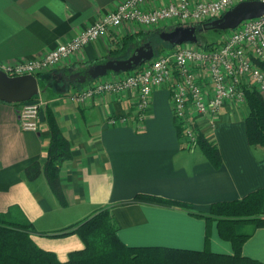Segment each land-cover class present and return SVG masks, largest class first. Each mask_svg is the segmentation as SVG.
<instances>
[{
    "label": "crops",
    "instance_id": "0c3cea01",
    "mask_svg": "<svg viewBox=\"0 0 264 264\" xmlns=\"http://www.w3.org/2000/svg\"><path fill=\"white\" fill-rule=\"evenodd\" d=\"M119 1L0 0V64L45 55ZM170 1L148 0L143 6L153 8ZM168 28L162 23H126L38 73L37 96L43 104L36 130L21 128L18 103L0 100V213L26 218L35 243L53 251L59 260H66L83 243L75 233H51L101 208H108L118 224L117 236L126 245L207 248L232 254L231 242L221 236L225 229H219L215 219L207 223L194 213L206 214L211 203L264 189V149L247 140L245 102H224L213 127L205 118L196 121L198 131L216 144L220 160L215 166L197 145L179 135L167 87L152 90L142 121L134 115V89L83 101L65 97L87 83L66 77L106 57L122 36ZM51 123L69 144L70 156L58 165L64 203L42 170ZM33 162L40 163L41 171L29 180L25 169ZM241 255L264 263V226L256 227L244 240Z\"/></svg>",
    "mask_w": 264,
    "mask_h": 264
},
{
    "label": "built area",
    "instance_id": "2783aa9c",
    "mask_svg": "<svg viewBox=\"0 0 264 264\" xmlns=\"http://www.w3.org/2000/svg\"><path fill=\"white\" fill-rule=\"evenodd\" d=\"M146 1L121 0L45 55L0 64V69L8 75L36 76L51 69L99 35L108 30H116L126 23L140 26L162 23L169 28L175 25H196L221 16L244 0H172L153 8H145L143 3ZM226 30L211 47L203 48L192 42L176 44L170 51L154 56L131 70L108 72L90 79L86 84L65 93V97L72 101H83L102 93L118 94L124 89H134V115L142 121L150 106L152 90L160 86L167 87L173 117L182 136L186 142L194 144L199 128L196 122L198 118H205L210 126H215L224 102H245L244 84L252 85L264 100V69L257 64V61L264 63V14L246 18L234 28ZM17 103L21 128L36 130L38 111L43 100L36 95Z\"/></svg>",
    "mask_w": 264,
    "mask_h": 264
},
{
    "label": "trees",
    "instance_id": "16d2710c",
    "mask_svg": "<svg viewBox=\"0 0 264 264\" xmlns=\"http://www.w3.org/2000/svg\"><path fill=\"white\" fill-rule=\"evenodd\" d=\"M204 23L196 24V26L200 27ZM160 30L162 29L149 32L138 31L122 36L118 40V45L111 48L106 57L95 63L110 58H122L123 52L129 45H132L133 50L144 42L151 43L155 55L171 50L174 45L158 37ZM199 33H197V45L203 48L214 45V41L201 39ZM257 64L264 69V63L257 61ZM90 79L87 78L86 81ZM243 90L247 107L245 116L247 140L251 146L264 149V100L252 85L244 84ZM178 132L182 137L179 127ZM195 145L217 166L220 157L213 140L207 139L197 130ZM69 156V144L66 138L60 129L51 123L46 160L42 170L53 193L61 203H64V196L60 188L58 165ZM40 171V163L33 162L25 169V175L32 180ZM263 199L264 189L261 188L249 192L240 199L211 203L209 212L206 214L194 213L205 218L207 223L215 219L219 229H225L221 236L231 242L232 254L216 253L207 248L196 250L167 246L126 245L117 236L118 224L108 208H101L66 229L51 233L55 236L75 233L83 243L82 248L70 251L66 260H59L53 251L45 250L35 243L31 236L32 225L26 218L0 213V264H264L241 255L244 240L256 227L264 226V211L261 209ZM177 204L186 206L179 202ZM245 224H251L249 232L239 230ZM207 239L208 231L206 230L205 240Z\"/></svg>",
    "mask_w": 264,
    "mask_h": 264
},
{
    "label": "water",
    "instance_id": "95a60500",
    "mask_svg": "<svg viewBox=\"0 0 264 264\" xmlns=\"http://www.w3.org/2000/svg\"><path fill=\"white\" fill-rule=\"evenodd\" d=\"M264 14V1L244 0L235 4L221 16L211 19L200 27L196 25H175L162 29L158 37L171 45L184 42L196 43L197 33L205 30H226L234 28L242 20ZM154 57V49L150 42L134 47L130 55L122 58H110L88 67L84 72L75 71L66 79L83 83L87 78H96L107 72H121L135 68ZM39 93L37 78L33 74L8 75L0 69V100L17 103L31 99Z\"/></svg>",
    "mask_w": 264,
    "mask_h": 264
},
{
    "label": "rangeland",
    "instance_id": "374dc122",
    "mask_svg": "<svg viewBox=\"0 0 264 264\" xmlns=\"http://www.w3.org/2000/svg\"><path fill=\"white\" fill-rule=\"evenodd\" d=\"M226 32H227V30L226 31L222 30L221 32H218V31L209 29V30L201 31L199 33V36L201 37V39H203L205 41L212 42V41H217V39H219L222 35H224L223 33H226ZM197 37H198V35H197ZM156 44H158V43H156ZM168 51H170V50H168ZM168 51H166V52H168ZM131 52H132V48L125 50L123 52L124 57H127L128 55H130ZM159 55H161V54L155 55V52H154V56H159ZM250 229H251V224H245V225L241 226L239 230L241 232H249Z\"/></svg>",
    "mask_w": 264,
    "mask_h": 264
}]
</instances>
